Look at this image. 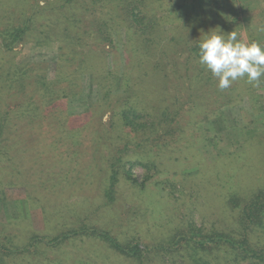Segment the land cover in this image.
Instances as JSON below:
<instances>
[{
  "label": "rangeland",
  "instance_id": "rangeland-1",
  "mask_svg": "<svg viewBox=\"0 0 264 264\" xmlns=\"http://www.w3.org/2000/svg\"><path fill=\"white\" fill-rule=\"evenodd\" d=\"M35 1L30 0V13L37 11ZM38 1L43 23L58 16L64 2ZM214 1L217 8H209L211 0H199L195 4L191 0L147 1V9L155 10L162 5V10L157 12L167 21L162 24V32H168L170 39L176 40L164 47L163 61L167 69L164 72L151 69L146 85L138 78L143 66L139 60L144 58L148 63L149 58L143 46L139 49L138 44L133 43L135 38L129 31L121 5L117 8L120 20L119 27L113 32L112 45L97 36L84 38L81 52L97 51L101 54L99 67L106 66L108 60L111 68L117 70L112 77L102 70L96 74L101 82L108 84L104 92L109 91L110 101L103 100L104 92L97 87L92 74L86 73L76 96L57 101L52 113L48 114V110L42 114L38 121L40 129L25 131L23 141L28 144L29 153L22 154L27 160L34 159L33 163L45 170L44 174L35 177L41 175V181L45 183L0 184V248L20 251L25 250L32 238L37 236L38 241L36 247L23 254L10 252L5 256L0 250V264H190L189 255L183 260L163 251L177 234L184 237L192 234L190 230L195 228L201 230L197 231L199 234L206 235L216 229L238 237L239 215L227 205L228 198L234 193L250 198L259 186L264 188L261 186H264V76L254 83L240 79L231 87L220 90L215 77L214 82H208L212 74L194 60L193 48L198 47L210 31L227 34L225 28H229V32L235 31L238 40L258 41L264 45V31H258L264 28V0ZM100 5L74 0L80 18L73 29L75 37H84L90 27H96L97 18L106 12ZM174 8L182 9L183 15ZM59 46L55 42L19 45L17 61H46L49 63L48 76L53 80L54 59ZM157 59L154 57L151 61ZM103 60L105 63H101ZM163 74H168L169 79L165 77L164 80ZM198 74L201 77L196 84L193 75ZM125 83L150 95L148 103L138 102L143 113L152 114L150 119L144 116L140 120L142 124L155 119L157 107H169L170 111L185 108L180 117L184 132L165 136L164 128L156 133L150 127L142 126L136 134L130 135L114 116L122 103L120 86ZM234 88L238 91L234 92L233 101L227 103L226 94ZM199 96L207 98L203 104H211L217 109L211 114L208 108V115L202 116L200 121L195 119L193 111L187 110L189 103L200 102ZM172 138L174 142H171ZM36 140L38 146L34 147ZM163 140L170 145H165ZM98 141L104 143V147L98 149ZM126 142L129 143L127 150ZM161 142L163 144H159ZM114 156H120L122 163L119 182L114 186V199H110L106 190L110 185L109 164ZM147 163L155 168L145 167ZM13 165L0 163V176L4 167ZM241 165H244L245 174L250 175L248 182L251 179L252 183L241 184L244 189L235 184L236 178H233L235 173L240 176ZM125 170H129L139 184L129 181ZM73 175L83 184H64L71 181ZM83 226L109 233L123 244L135 240L140 243L144 259L122 256L107 243L89 236H72L63 244L47 245L63 233L80 231ZM197 232L194 235L198 237ZM250 237L253 248L264 249V232L258 229ZM184 252L182 249L180 255L186 254ZM199 256L204 255L199 253ZM218 256L224 258L223 252ZM261 257L249 255L247 260L238 263L233 255L227 254L225 259L231 262L221 259L217 264H264V256Z\"/></svg>",
  "mask_w": 264,
  "mask_h": 264
},
{
  "label": "trees",
  "instance_id": "trees-1",
  "mask_svg": "<svg viewBox=\"0 0 264 264\" xmlns=\"http://www.w3.org/2000/svg\"><path fill=\"white\" fill-rule=\"evenodd\" d=\"M147 1L148 0H85V4H89V2L90 4H101L100 7L106 12L97 18L95 28L90 27L88 31H86L85 36L83 35L84 37L79 36L77 38L73 33V29L80 21V18L79 11L74 7V0H64L62 6L59 8L58 16H53L48 23H43L41 18L42 10L38 0L34 2V8L37 11L34 10L33 13L29 12L30 0H0V163H14L12 167L7 166L8 168L4 167L3 170H1V174L3 175L0 176V184H11L16 186L20 184L45 183L41 181V175L35 178L38 174H44L45 170L41 169V165L38 163L34 164V159L31 161L29 159L27 160L25 159L26 155L22 154L24 152L26 153V151L27 155L29 153V146L23 141V139H25V131L28 133V130L35 132L37 128L40 129L41 127L38 125V121H40L39 119L42 114L44 115L48 110V114L52 113L53 105H55L57 101H67L70 97L76 96L77 93H79L76 91L81 89V81L84 74H92L93 80L101 92H104V90L108 88V84L104 81L101 82L96 74L100 73L102 70L104 72L106 71L108 77H112L116 75V68H111L112 66L109 64L108 60L106 61L107 67H99L98 60L101 54H98L97 51L81 52L83 49L82 42H84V38H87L88 35L89 37L97 36L112 45L113 32L115 28L119 27L118 21L120 20V15L117 11L119 5L122 6L126 15L125 21L129 23V31L132 33V37L135 38L133 43H137L139 49L143 46L149 58L148 63H146L144 58L139 60V63H143L141 76L138 77L141 83H145V85L149 84L151 69H160L161 71L163 70V72L167 69V65L163 61L166 55L164 47L169 46L168 43L175 41L176 38L170 39L168 32H162V24L167 22L164 18L159 17L157 13L162 10V5H159L156 9L154 8L156 11L147 9ZM161 1L162 0H159V2ZM191 2L195 4L199 2V0H191ZM210 3L209 8L218 7L214 0H211ZM174 6L175 5H173V7ZM176 10L179 9L174 8V11ZM180 10L178 11L179 14L183 15L184 11L182 9ZM169 19L170 16L168 20ZM225 29L227 34L231 33L227 31L229 28ZM54 42L60 45L57 56L54 59L55 79L52 80L49 78V63L46 61H17V47L19 45ZM157 50L158 53H156ZM193 52L196 54L193 58L198 62L199 47H194ZM154 57L158 58L156 62L151 61V58ZM94 62H96V64ZM101 63H105V60L101 61ZM163 75H165L162 76L164 80L165 77L169 79L168 74ZM200 77L201 75L199 74L193 75V82L195 80L196 84H198L200 82ZM213 79L214 77L211 75L208 82H214ZM102 80H104V78H102ZM125 80L127 81V79ZM163 84L165 85L166 82L163 81ZM241 85L243 86L244 84ZM120 88L123 89L121 93L123 95L122 103L118 109L115 110L114 116L122 122L121 126L125 128L130 135L136 134L137 130L142 126L150 127V130L156 133L164 128L165 136H174L175 134L184 132L185 128L180 117L183 116L181 114H184L185 108L170 111L169 107H164L162 109L157 107L156 110H158V112L154 116L155 119H152L149 123L142 124L143 121L140 120H143L144 116L150 119L152 114L143 113L138 107V102L140 100H142V102H147L150 95L147 92H138L132 89L128 83L121 84ZM237 91L238 89L234 88V91H230L226 94L227 97L225 99L227 103L233 101L234 92ZM107 92L109 91L102 93L101 96L103 100L110 101ZM240 95V93L237 94L238 97H240ZM199 99L200 102L189 103L190 107L187 110H189L188 112L190 113L193 111L195 119L200 121L202 116L208 115L206 114L209 113V110H207L208 108L211 114L217 109L212 108L211 104H203L207 99L205 96H199ZM100 103L103 104L102 102ZM17 121L19 122L16 123ZM23 122L25 123L23 124ZM148 141L149 139L144 141V143L146 144ZM174 141L175 140L172 138L171 142ZM98 142L101 143L100 141ZM98 142L96 145L98 149L99 147H104V143L100 145ZM34 144V147L38 146L37 140ZM159 144L163 143L161 142ZM164 144L170 145V142L165 141ZM29 145L32 147L31 144ZM128 145L129 143L126 142L125 150L128 149ZM136 146L140 147L142 144H137ZM247 149L249 151L251 150L250 147ZM256 151L258 153V150ZM48 159H44V161L48 162ZM108 160L110 161V158H108ZM121 163V157L118 156L115 158L114 156L111 158L109 164L110 175L108 184L110 185L106 190V194L110 199H114V186L119 182V167ZM145 167L155 168V166L150 163L145 164ZM239 172L240 176L235 173L233 178H236V180L234 178L235 184H240V188L244 189L241 184H252L251 179L250 182H248L250 175L248 176L245 174L244 165L239 167ZM125 173L129 181L134 184H139L133 175L130 174L129 170H125ZM66 175L67 174H65V176ZM4 176L8 178L3 179ZM66 183L80 184L82 180L73 175L71 176V181L64 182V184ZM59 184H62L61 181ZM141 184L144 186V183ZM261 186L264 187L263 185ZM259 188L250 198H242V196H240L241 194L234 193L227 200V205L232 210L237 211L239 215V230L238 232L237 230L235 231L238 237H235L234 233L227 234L218 232L216 229L215 231L211 230L214 232L201 235L197 232L201 230H196L194 228V231L190 230L192 234H188L184 237L177 234L173 238L174 241L163 251L183 260L189 255L190 264H217V261L221 259L225 262H231L228 258L225 259V255L227 254L233 255L234 260L238 263L247 260L249 255H253L256 258L259 256L261 259V256H264V249L256 250L252 247L250 241V235L257 232L258 229L264 232V188L260 186ZM195 232L198 233V237L194 235ZM72 236L95 237L107 243L116 253L125 257L127 256L128 258L142 260L145 257L140 243L135 242V240H130V242L123 244L109 233L100 232L87 226H83L80 231L74 230L72 232L63 233L58 238L47 242V245L63 244ZM37 241V236L32 238L31 243L24 248L25 250L19 251V249H13L10 251L9 248L4 246H2L0 250H3V255L5 256L11 253L23 254V251H30L32 248L36 247L35 243ZM182 249L185 250L184 253L186 254L180 255ZM228 249H231L230 252L227 251ZM219 252H223L224 258L218 256ZM199 253H202L204 256H199ZM213 253H215L214 257H210Z\"/></svg>",
  "mask_w": 264,
  "mask_h": 264
},
{
  "label": "clouds",
  "instance_id": "clouds-1",
  "mask_svg": "<svg viewBox=\"0 0 264 264\" xmlns=\"http://www.w3.org/2000/svg\"><path fill=\"white\" fill-rule=\"evenodd\" d=\"M198 47V63L218 80L220 90L240 79L254 83L264 76V45L258 41L244 42L238 40L235 31L223 34L213 30L204 36Z\"/></svg>",
  "mask_w": 264,
  "mask_h": 264
}]
</instances>
